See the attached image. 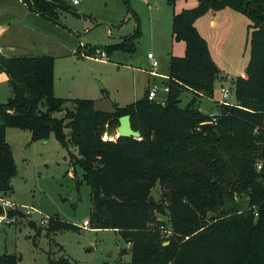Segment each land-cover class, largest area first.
Instances as JSON below:
<instances>
[{"label":"trees","instance_id":"16d2710c","mask_svg":"<svg viewBox=\"0 0 264 264\" xmlns=\"http://www.w3.org/2000/svg\"><path fill=\"white\" fill-rule=\"evenodd\" d=\"M24 2L55 22L74 10L65 0ZM227 6L252 21L251 56L246 76L233 79L236 102L217 106L216 139L200 129L211 118L200 101L213 97L219 68L195 23ZM140 34L138 21L134 34L105 49L134 52ZM172 36L186 50L183 57L171 56L167 100H151L146 90L113 111L96 108L92 99L57 97L53 56L0 55L12 91L7 103L0 102V195L12 194L18 172L7 127L29 130L35 141L54 134L92 187L89 228L115 230L131 243L128 264H264V169H257L264 158V0H198L196 7L174 12ZM184 89L194 94L186 107L180 106ZM126 114L141 138L104 139ZM152 194L156 202L149 201ZM238 195L247 197V207ZM47 224L48 234L80 228L58 218ZM161 224L173 230L167 244ZM19 262L16 254L0 255V264ZM48 264L74 263L61 257Z\"/></svg>","mask_w":264,"mask_h":264},{"label":"rangeland","instance_id":"374dc122","mask_svg":"<svg viewBox=\"0 0 264 264\" xmlns=\"http://www.w3.org/2000/svg\"><path fill=\"white\" fill-rule=\"evenodd\" d=\"M23 1L0 0V27H8L6 42L17 45L13 54L53 56L55 95L92 99L105 111H113L116 103H130L143 96L148 78L153 82L150 52L159 60L157 71L162 74L154 81L160 88L156 100L162 102L168 96L164 74L169 72L171 56L183 57L186 50L185 42L172 36L173 14L198 5V0H78L77 4L65 0L74 10L60 13V21L55 22L29 10ZM227 9L235 12L230 15L222 9L211 10L208 16L200 17L205 28L199 32L208 41L219 68L213 97L200 102L210 113L218 111L223 86L230 90L227 100L236 102L232 79L246 72L251 56L250 17L232 7ZM137 19L141 34L134 41L135 51L108 54L105 46L134 34ZM99 51L107 56L99 58ZM11 96L9 75L2 70L0 102L7 103ZM193 96L190 90H182L180 106L186 107ZM55 115L61 117L63 113ZM5 138L12 146L18 169L12 179L13 192L5 197L21 207H34L36 212H9L16 221L0 226V255L16 254L19 264H48L49 258L61 257L74 264H128L131 250L119 232L92 229L89 223L83 227L92 210V187L84 179L82 167L72 164L68 150L55 135L35 141L29 130L9 126ZM104 139L116 140L117 136L106 133ZM160 189V184L154 189L158 198ZM238 197L241 206L247 207V197ZM44 218H58L80 228L48 234ZM30 220L42 228L40 233Z\"/></svg>","mask_w":264,"mask_h":264},{"label":"built area","instance_id":"2783aa9c","mask_svg":"<svg viewBox=\"0 0 264 264\" xmlns=\"http://www.w3.org/2000/svg\"><path fill=\"white\" fill-rule=\"evenodd\" d=\"M78 0H74V4H77ZM98 56L99 58L102 57H106L107 54L104 51H99L98 52ZM148 58L151 59V69L149 71L150 75L152 76H159L161 75L157 69L159 67V60L155 57V55L150 52L148 53ZM165 77H169L168 75ZM160 88L157 86V84L154 82L151 87L148 90V97L149 99L153 100L156 99L158 97ZM164 91L169 92L170 91V87L168 84L165 85L164 87ZM229 92L230 90L223 86L222 87V93H223V99L221 100V104H232L230 101H228L227 99L229 98ZM210 120L208 122L214 123L215 125L218 123V118L216 116V113H210ZM106 135V134H105ZM257 169L259 171H262L264 169V158L260 159L257 163ZM237 199H239V197H236ZM0 208H2V212H0V217H3V220H0V226H11L15 223L16 221V217H14L13 215H10L9 212L10 211H17L18 209H23L24 212L27 215H31L33 212H36V209L34 207H21L18 204H16L15 202L11 201L10 199L6 198L5 196H1L0 195ZM255 215H258V212H255ZM50 218H44V223H48ZM159 219L162 221L164 218L162 216L159 217ZM167 220V218H166ZM165 220V221H166ZM88 223H84L83 227L87 228ZM162 235L165 239V243L167 244L169 242V238L173 235V230L170 227V225H165V224H161L159 226ZM129 248L131 247V243H128Z\"/></svg>","mask_w":264,"mask_h":264},{"label":"water","instance_id":"95a60500","mask_svg":"<svg viewBox=\"0 0 264 264\" xmlns=\"http://www.w3.org/2000/svg\"><path fill=\"white\" fill-rule=\"evenodd\" d=\"M202 113L204 115L208 114V112L204 110H202ZM200 129L206 133H209L211 136H213L216 139L219 137L216 125L214 123H211L208 121L205 123H202L200 125ZM116 131L113 134H115L117 138L118 137H134L137 139L141 138L140 131L135 130L133 128L131 116L129 114L123 115L119 118V125L117 126ZM155 135L156 133H154V136ZM149 199H150L149 200L150 202H156V197L153 194L150 195ZM211 218L213 219L214 216H211ZM30 225L36 230V232L38 231L39 226L35 220H30Z\"/></svg>","mask_w":264,"mask_h":264},{"label":"crops","instance_id":"0c3cea01","mask_svg":"<svg viewBox=\"0 0 264 264\" xmlns=\"http://www.w3.org/2000/svg\"><path fill=\"white\" fill-rule=\"evenodd\" d=\"M23 3H26V2H24L23 1ZM28 7V6H27ZM227 8H230V7H226V8H224V9H222V10H220V11H223V12H228V13H230V15H232L233 14V12H235V11H227L228 9ZM29 10H30V8H29ZM210 12H212V11H209L207 14H205V16H208V14L210 13ZM201 20V21H200ZM215 23H216V21H215ZM214 23V24H215ZM196 26H197V28H198V30L202 33V28L201 27H203V29L205 28V21H204V19L202 20L201 18L199 19H197L196 20ZM7 30H8V27H7ZM6 25H3L2 27H0V55H3V56H5V57H8V58H10V57H13V56H15V54H13V51H15V50H13L12 48L13 47H15V46H17L16 44H14V43H11V42H6ZM178 51H180V49L178 50ZM210 51H211V49H210ZM181 53V51L180 52H178V54L179 55H181L180 54ZM211 54H212V57L214 58V60H215V57H214V54L212 53V51H211ZM22 56V55H21ZM139 61V63H141L142 62V60L141 59H138ZM168 71H169V68H168ZM168 74H169V72H168ZM168 74H164L165 76H167ZM162 75V74H161ZM152 76V75H151ZM242 76H246V72L244 73V74H242ZM157 76H152V79H153V82L151 83L150 82V79L148 78V83H147V86H146V88H145V92H146V90H149V88L151 87V85L154 83V81H156L155 80V78H156ZM167 78V77H166ZM168 79V78H167ZM235 79V78H234ZM232 81H233V83H234V80L232 79ZM145 92H144V94H145ZM144 94H143V96H144ZM142 96V97H143ZM142 97H140V98H142ZM61 98H63V97H61ZM167 98H168V96L165 98V99H163L162 100V102H165L166 100H167ZM66 99H77V98H68V97H66ZM137 100V99H136ZM135 101V100H134ZM161 102V101H160ZM201 102V101H200ZM95 103H96V101H95ZM131 103V102H130ZM121 106H124V105H127V104H129V103H126V104H122V103H119ZM97 108V107H96ZM200 109L201 110H204V111H207L201 104H200ZM208 112V111H207ZM86 223H88V219L86 220ZM88 227V226H87Z\"/></svg>","mask_w":264,"mask_h":264},{"label":"clouds","instance_id":"9594fccd","mask_svg":"<svg viewBox=\"0 0 264 264\" xmlns=\"http://www.w3.org/2000/svg\"><path fill=\"white\" fill-rule=\"evenodd\" d=\"M4 218L3 217H0V220H3Z\"/></svg>","mask_w":264,"mask_h":264}]
</instances>
